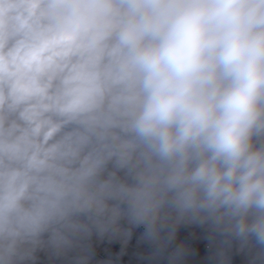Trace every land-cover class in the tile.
<instances>
[{"label": "clouds", "instance_id": "9594fccd", "mask_svg": "<svg viewBox=\"0 0 264 264\" xmlns=\"http://www.w3.org/2000/svg\"><path fill=\"white\" fill-rule=\"evenodd\" d=\"M0 264H264V0H0Z\"/></svg>", "mask_w": 264, "mask_h": 264}]
</instances>
